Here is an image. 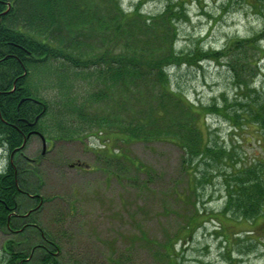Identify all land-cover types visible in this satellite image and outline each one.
Returning <instances> with one entry per match:
<instances>
[{
    "label": "rangeland",
    "instance_id": "rangeland-1",
    "mask_svg": "<svg viewBox=\"0 0 264 264\" xmlns=\"http://www.w3.org/2000/svg\"><path fill=\"white\" fill-rule=\"evenodd\" d=\"M118 2L125 12L139 7L145 17H153L157 37L169 33L165 48L176 63L166 68L167 90L178 110L172 104L170 115L163 107L154 114L166 129L161 131L168 130L164 122L171 119L169 135L130 139L113 127L96 138V129L80 122L78 111L104 89L97 69L72 68L62 59L33 68L30 81L51 110L70 102L76 106L61 111V117L68 112L63 128L71 130L66 132L71 137H53L42 156V140L33 135L23 153L38 175L29 173L25 185L43 199L40 227L59 244L61 264H264V209L262 215L242 217L236 205L248 204L250 195L237 194L236 187L228 190L226 184V176L237 172L245 174L243 181L255 172L264 184V114H259L264 105V0ZM168 5H182L184 11L172 19L173 38L159 21ZM84 43L87 50L89 42ZM112 106L97 103L92 114L106 116L115 111ZM57 121L50 112L42 123L49 137ZM184 122L193 133L178 132V125L187 127ZM189 135L201 139L199 151L184 144ZM206 147L211 156L203 152ZM222 152L229 156L220 158ZM4 158L0 152V172ZM77 162L88 168L73 167ZM247 185L246 190L256 191ZM25 200L20 217L35 207ZM11 238L19 237L0 228V260Z\"/></svg>",
    "mask_w": 264,
    "mask_h": 264
},
{
    "label": "trees",
    "instance_id": "trees-1",
    "mask_svg": "<svg viewBox=\"0 0 264 264\" xmlns=\"http://www.w3.org/2000/svg\"><path fill=\"white\" fill-rule=\"evenodd\" d=\"M101 1L108 5L97 3L98 0H0V146L8 159L13 156L12 162L8 161L0 173V228L9 236L19 237L5 242L2 248L5 258L0 260V264H61L59 244L52 232L43 226L41 228V223L37 221L43 199L36 195L37 191H31L25 185L29 173L35 177L38 175L23 153L30 140L29 123H33L38 116V123L33 129L46 140L50 139V143L54 138L71 137L72 134L67 135L71 130L63 128V117L68 112L61 117V111L69 105L72 108L76 106L70 102L65 107L63 105L60 111L51 110L39 86L30 81L33 68L45 67L51 61L62 59L72 68L84 71L93 67L97 69V80L104 89L96 93L92 101H86L81 110L78 109L79 121L96 129L93 136H101L102 129L113 127L130 139H148L170 133L168 121L171 119L164 122L168 123V130L161 131L166 129L164 125H158L157 122L161 121L154 115L160 107L166 109L167 115H170L172 104L177 110L179 107L177 99L167 90L169 77L166 68L176 63L174 53L165 48L169 33L163 32L157 37L153 33V23H150L153 17H145L139 7L129 13L121 7L119 0ZM181 13H184L182 5H168L159 16L161 25L173 31L172 38L176 31L172 19ZM84 40L89 42L87 50L82 48ZM100 47L104 50L96 55L94 51ZM75 49L77 54L71 51ZM210 54L217 53H206L204 57ZM166 99L171 103H167ZM100 102L109 105L112 102L115 111L106 116L92 114L93 107ZM260 107L259 114H264V105ZM188 111L184 113L186 116ZM50 112L58 119L57 125L50 127L52 137L41 126ZM206 112L204 115L208 114ZM234 118L238 121L239 116ZM235 124L238 126L240 123ZM261 124L264 127V116ZM185 125L186 128L178 125V132H194ZM187 138L189 140L184 144L191 151L194 148L199 151L201 139L190 135ZM203 152L211 156L208 147ZM227 156L228 152H222L220 158ZM244 176L239 172L228 175L226 184L228 190L236 187L237 194L248 191V204L240 201L242 203L236 205L237 208L234 206L242 217L249 219L262 215L264 184L255 172H251V177L248 174V181H243ZM247 184H253L252 189L256 191L246 190ZM232 192L230 190L228 195L229 202ZM24 198L25 205L30 200L34 201L35 207L27 211V216L20 217L18 213Z\"/></svg>",
    "mask_w": 264,
    "mask_h": 264
},
{
    "label": "water",
    "instance_id": "water-1",
    "mask_svg": "<svg viewBox=\"0 0 264 264\" xmlns=\"http://www.w3.org/2000/svg\"><path fill=\"white\" fill-rule=\"evenodd\" d=\"M39 117L36 118V120L34 121V123H31L30 126H34L38 121Z\"/></svg>",
    "mask_w": 264,
    "mask_h": 264
},
{
    "label": "flooded vegetation",
    "instance_id": "flooded-vegetation-1",
    "mask_svg": "<svg viewBox=\"0 0 264 264\" xmlns=\"http://www.w3.org/2000/svg\"><path fill=\"white\" fill-rule=\"evenodd\" d=\"M32 129V128H31ZM33 131H35V130H31V132H33ZM30 132V131H29ZM42 151H43V149H42ZM12 155L9 157V162L11 161L12 162Z\"/></svg>",
    "mask_w": 264,
    "mask_h": 264
}]
</instances>
